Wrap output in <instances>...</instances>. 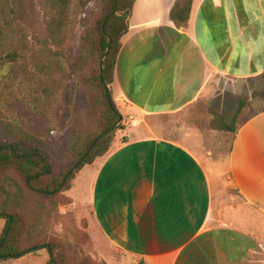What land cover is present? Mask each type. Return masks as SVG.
<instances>
[{
  "label": "crops",
  "instance_id": "crops-1",
  "mask_svg": "<svg viewBox=\"0 0 264 264\" xmlns=\"http://www.w3.org/2000/svg\"><path fill=\"white\" fill-rule=\"evenodd\" d=\"M178 1H136L112 90L138 125L79 173L69 207L88 209L89 243L107 264H264V229L214 208L228 172L244 204L264 213V108L230 85L264 76V0H194L187 24L171 17ZM237 97L245 105L223 162L203 155L195 130L158 134L161 121Z\"/></svg>",
  "mask_w": 264,
  "mask_h": 264
},
{
  "label": "trees",
  "instance_id": "trees-1",
  "mask_svg": "<svg viewBox=\"0 0 264 264\" xmlns=\"http://www.w3.org/2000/svg\"><path fill=\"white\" fill-rule=\"evenodd\" d=\"M99 1L83 34L80 66L83 85L94 95L98 119L94 125L73 121L64 133L63 144L44 140L12 121H0V262L18 260L42 252L46 264H107L85 256L78 245L60 239L55 226L61 209L73 204L67 193L79 173L106 157L114 148L117 134L125 130L113 95L117 58L122 39L129 32L137 0ZM194 0H179L171 11L173 21L187 24ZM73 0H45L48 26L40 45L60 47L67 36ZM241 102L230 124L222 129L234 136ZM233 139V138H232ZM87 234V233H86ZM89 239L87 234L84 235ZM90 242V239H89ZM138 264H146L140 260Z\"/></svg>",
  "mask_w": 264,
  "mask_h": 264
},
{
  "label": "rangeland",
  "instance_id": "rangeland-1",
  "mask_svg": "<svg viewBox=\"0 0 264 264\" xmlns=\"http://www.w3.org/2000/svg\"><path fill=\"white\" fill-rule=\"evenodd\" d=\"M98 6L99 1L83 4L80 0H73L70 18L65 24L67 36L58 41L59 48L50 45L47 48L35 41L36 38L44 41L47 36L45 0H0V121H12L38 137L58 144L64 143L62 135L73 121L94 125L98 110L94 95L83 85L84 71L79 64L83 56L84 29L90 19L87 11L89 13ZM230 85L242 94L250 92L251 95L244 97L256 100L258 106L264 108V76L251 83ZM242 97L232 98L234 103L220 102L212 109L200 106L195 111L185 112L188 117L183 115L182 118L161 121L158 134L171 138L195 130L192 135L201 140L197 148L203 155L211 152L212 159L223 162L230 150L231 134L223 131L222 125L230 124ZM224 109L227 110L222 112ZM208 115H214V120L210 121ZM194 118L195 121H189ZM222 118L224 121H220ZM123 124L125 129L132 126L127 119ZM230 180L226 172L219 182L221 190L214 200L215 210H224L229 218H240L244 228H251L249 220L252 223L254 220L252 228L264 229V213L247 207ZM78 194L84 197L86 190H80ZM89 219L86 207H64L55 226L56 234L63 241L78 245L85 256L102 261L105 252L93 247L84 236L88 234ZM4 224V221L0 222V236ZM47 255H29L0 264H46ZM43 257L45 263H42ZM124 258L125 264H134L132 258Z\"/></svg>",
  "mask_w": 264,
  "mask_h": 264
},
{
  "label": "built area",
  "instance_id": "built-area-1",
  "mask_svg": "<svg viewBox=\"0 0 264 264\" xmlns=\"http://www.w3.org/2000/svg\"><path fill=\"white\" fill-rule=\"evenodd\" d=\"M128 124H131L132 126H137L138 125V123L136 121H134V120L128 121Z\"/></svg>",
  "mask_w": 264,
  "mask_h": 264
}]
</instances>
